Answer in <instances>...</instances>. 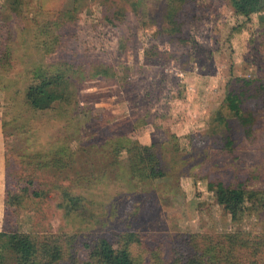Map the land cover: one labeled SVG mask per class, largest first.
Here are the masks:
<instances>
[{
  "label": "rangeland",
  "instance_id": "rangeland-1",
  "mask_svg": "<svg viewBox=\"0 0 264 264\" xmlns=\"http://www.w3.org/2000/svg\"><path fill=\"white\" fill-rule=\"evenodd\" d=\"M48 76L57 99L34 109ZM259 85L264 0H0V231L30 235L37 264H90L101 238L136 264H264V205L233 217L209 187L264 191ZM142 146L158 165L132 167Z\"/></svg>",
  "mask_w": 264,
  "mask_h": 264
},
{
  "label": "trees",
  "instance_id": "trees-1",
  "mask_svg": "<svg viewBox=\"0 0 264 264\" xmlns=\"http://www.w3.org/2000/svg\"><path fill=\"white\" fill-rule=\"evenodd\" d=\"M231 6L237 14L249 16L259 10L260 0H230ZM105 71V70H104ZM59 76H48L41 79L35 84L28 87L27 99L29 104L37 110L48 109L52 102L57 99V92H54V85L59 83ZM240 88L251 86L253 80L240 79ZM257 93L262 97L264 103V86L259 85L255 87ZM246 89V88H245ZM259 90V91H258ZM240 92L235 90L229 91L226 95V103L228 109L235 115L246 128L251 123V118H245L241 112V98ZM137 160L134 159L132 167L137 163L138 170H141V163L147 160L154 165L159 164L158 157L149 152V147H138ZM135 161V162H134ZM150 175L148 178L162 177L163 172L159 169L156 172L155 167L151 166ZM211 189L216 191L217 202L223 207L226 212H229L233 217L238 215L244 202L250 201L254 207L264 205V191L246 190L242 186H224L223 183L209 184ZM238 235V234H237ZM231 235L229 241L232 244L230 251L237 245L238 236ZM89 259L90 264H136L130 257L127 250H115L111 243L106 239L101 238L97 243L92 242L89 245ZM38 247L32 237L26 233H19L15 231H0V264H4L8 258L14 260L16 264H37L35 256ZM206 255L190 256V264H210L209 261L204 262ZM224 258H228L224 257ZM214 264H219L215 262Z\"/></svg>",
  "mask_w": 264,
  "mask_h": 264
}]
</instances>
